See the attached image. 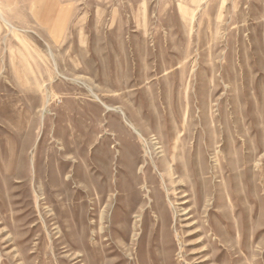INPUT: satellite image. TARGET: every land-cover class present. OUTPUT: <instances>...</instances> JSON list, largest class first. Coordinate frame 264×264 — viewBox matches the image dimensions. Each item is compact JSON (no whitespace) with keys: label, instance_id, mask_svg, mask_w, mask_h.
Masks as SVG:
<instances>
[{"label":"rangeland","instance_id":"rangeland-1","mask_svg":"<svg viewBox=\"0 0 264 264\" xmlns=\"http://www.w3.org/2000/svg\"><path fill=\"white\" fill-rule=\"evenodd\" d=\"M72 2L73 13L3 15L7 26L0 20V264H24L22 253L33 264H87L82 237L96 242L105 208L104 232L117 217L107 244H120L133 197L136 209L144 203L147 233L156 234L158 264H264V0ZM173 124L189 133L183 149L218 137L203 159L193 150L179 160L195 175L190 191L164 179L153 148L163 135L174 143ZM72 143L78 147L68 153ZM95 156L109 176L101 182L91 174ZM201 160L204 172L196 173ZM65 174L69 187L55 195ZM222 183L234 198L219 197ZM137 225L131 252L142 244L141 260L146 233L141 238ZM164 244L172 247L167 254ZM127 256L122 264H130Z\"/></svg>","mask_w":264,"mask_h":264},{"label":"bare ground","instance_id":"bare-ground-1","mask_svg":"<svg viewBox=\"0 0 264 264\" xmlns=\"http://www.w3.org/2000/svg\"><path fill=\"white\" fill-rule=\"evenodd\" d=\"M0 20L3 21L6 24V26L7 25H10L9 22L4 18L3 14L1 13V11H0ZM107 108L110 109L109 107H107ZM122 114H123V112H122ZM128 124L132 127V129L136 133H138L140 135V132L135 127V125H133L132 123H128ZM170 124H171V122H170ZM173 125H174V127H173V130L174 131L173 132H174L175 135H174V138H173L172 141H174V143L173 144L172 143L170 144L169 142L171 140L170 141H167V138L165 137V135H163V136H160L159 137L160 142H158V143H162L163 145L162 146H159V145L156 146L157 145V142L155 141V142H153V148H154V151H156V150H158L160 148V150L157 151L156 153H160L161 154L160 155V158H161V161L162 162L160 164L162 165V169H163V172H164L162 174V176H164V179H166L169 182L170 185L176 186L179 183H181L182 186L186 185L187 188H188V190L190 191L191 190L190 180L192 181V178H193V180L195 181V175L194 176L191 175V177H189L188 170L191 167V164L189 166L186 165V164L184 165L179 160H181L183 157L184 158L190 157L193 154V150L195 151V153L197 155H199L200 158H201V154L204 157L205 154L210 149H212L214 147V145L218 141V137L217 136H214V135L208 136L206 138V140H205V145L201 149L198 148V147L193 148V150L191 148L190 149H183L182 147L184 146V141H185L186 138H188L189 133L188 134L187 133L183 134V133L180 132L181 130H179V128H178L177 125H175V124H173ZM171 132L172 131H167V134L168 133L171 134ZM182 136H183V138H182ZM224 137H225V135L223 134V138ZM169 138H170V136H169ZM73 144H74L73 147L70 145V147L67 149L68 153L71 150H74L75 147H78L75 143H72V145ZM171 145L174 148V151L172 153L170 152ZM88 146H89V144H83L81 146V148L84 149V150H87ZM220 153H223V149L222 148H220V150L219 149L218 150L216 149V151H215L216 157ZM136 154H137V152L134 150L132 152L131 161H133V160L138 161V157H137ZM201 159H203V158H201ZM97 160L98 159L95 156L92 159V162L91 163L89 162V164L90 165L93 164V167L91 169V174H92L93 180L95 182H101V175L103 177H109V176L104 175L102 172H100L98 170V166L96 165V161ZM200 162H201L200 165L197 166V168H196V173L204 172L205 161L201 160ZM216 162H217V158H215V163ZM141 165L142 164H140V166ZM142 166H141V168H142ZM67 168H68V164L66 162H64L62 164V166H61L60 175H62L67 170ZM77 169H81V170H84L85 171V167L77 166ZM129 169L132 170L133 169V165H131ZM70 176H71V174H65L66 180H64V181L61 182V184H60V190H56L55 192H53L55 195L60 194V192L61 193L65 192V188L69 187V181H70V179H68V178H70ZM147 183H148L147 187L150 188V189H151V187L153 189L156 186L151 181H148ZM106 186H107V183H106ZM186 186H184V187H186ZM228 188L229 187H228V184L227 183L226 184L225 183L219 184V192H220L219 197L223 193L224 195L228 196V198H230L231 197V192H230V189H228ZM172 189H173V186H172ZM173 190L176 192V189L175 188ZM197 191L199 192L197 194L199 198H207V196L209 195V192L207 193V190L204 189V188H199ZM180 192L181 191H178L176 193L179 194ZM104 195H106V191H103V195L97 197V199L94 202V205L95 204L97 205L98 202L100 203L102 201V199L104 198ZM234 197L235 196L233 195L231 197V199L234 198ZM131 199L134 200V203H131L129 206H126V208L127 207L128 208H127V210H124V213L122 215L123 220H124V223L122 225V229H123L122 230L123 241L120 242V244L117 243V242H114V243L113 242H109V243H111V248H112L111 250H110V244H107L108 241L114 240V235H113L114 232L113 231H115V227L114 226H115V223H117V217L115 219L112 218V220H111V226L109 227V232L108 233L107 232H104L103 230L105 229V226H104L105 208H103L100 211V214L98 215L99 216V219H98L99 220V223L98 224H99V230H100V232H99V234H97L98 235V238H96V242L92 246H89V244L85 240V237L84 236L82 237V239H83V241H82L83 246L85 248H89L90 249V254H89L90 260L88 261L87 264H107L105 262H107L108 259H105V258L106 257H109L111 255H114L115 256V259H118V261H120V263L122 264L123 262L126 261V257H128L127 254L129 256L133 257V258L130 259V264H158L159 260L157 261V259H153L152 258V252L155 250V247H158V245H156L155 242H153L154 237H155L156 234L153 231L147 233V219H146V221H144L143 218H140V211L142 210L144 203L140 204L138 206V209H136L137 204H138V201L134 197L131 198ZM61 200H62V198H60V203H61ZM183 202L185 203V201H183ZM229 204H230L231 207L234 208V204L231 201L229 202ZM156 205H158V203ZM235 206H236V204H235ZM154 208H155V202L153 201L151 203V209H154ZM135 209H136V211H134ZM133 211L136 213V215H135V221L133 222L132 226H130V221H131V218H132L131 217V213ZM216 213L218 214L219 221H226L224 219V217L223 218L221 217L220 211H217ZM154 217H156L157 224L162 223V230H163V227L164 226H167V223L165 221H163V220L161 221L160 220V216L158 214L156 216H154ZM137 221L140 222V226H139L140 233H139V236L142 238V236H144L145 233H146V238H145V241L144 242H145V246H146L145 251L147 252L148 256L145 257L144 259H141V260L138 259V257L140 255V252H144V247H143L142 244H138L137 245L138 247L136 246V248H135L136 250H135L134 254H133V252H131L132 251L131 250V246L133 244L132 242H134V240H136L135 239L136 238V235H137L136 231L138 230L137 227H136V226H138L137 225ZM227 223L228 224H231L229 222H227ZM231 226H233V225L231 224ZM231 226L229 227L230 233H232ZM101 232H103L104 234L107 233V235H108L109 238L108 239H105V240H101V236H102V233ZM163 235L165 236V233H163ZM127 238L129 240L128 243H127ZM240 239L241 238H239V241H241ZM137 240H139V238H137ZM252 241L249 240L244 245V247H245V254L249 255V257L251 256V254L253 252V247H252L253 244H252ZM96 246H99V247H97V250H95L96 248H94ZM162 249L164 250V252L166 251L165 254H167V253H169L172 250V247H171V245L164 244L162 246ZM20 255L21 254H19V255L17 254V257H18V259L19 258H22V260H24V264H33V261L30 258L31 255L25 254V253H22V256L21 257H20ZM238 259H241V256H239L238 258H236V260H238ZM78 262H79V260H77L74 264H78ZM108 262H109V260H108ZM163 263L164 264H171V262L167 258H164ZM38 264H45V262H43V261L41 262L40 261ZM79 264H84V263H79ZM247 264H254V261L250 258L249 259V262Z\"/></svg>","mask_w":264,"mask_h":264},{"label":"crops","instance_id":"crops-1","mask_svg":"<svg viewBox=\"0 0 264 264\" xmlns=\"http://www.w3.org/2000/svg\"><path fill=\"white\" fill-rule=\"evenodd\" d=\"M72 0H0L3 15L67 14L71 12Z\"/></svg>","mask_w":264,"mask_h":264}]
</instances>
